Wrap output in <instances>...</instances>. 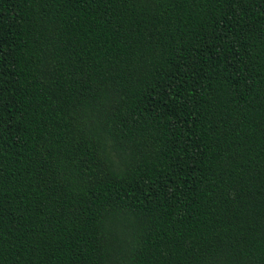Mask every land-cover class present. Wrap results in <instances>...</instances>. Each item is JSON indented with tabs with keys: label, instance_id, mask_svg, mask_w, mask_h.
<instances>
[{
	"label": "trees",
	"instance_id": "1",
	"mask_svg": "<svg viewBox=\"0 0 264 264\" xmlns=\"http://www.w3.org/2000/svg\"><path fill=\"white\" fill-rule=\"evenodd\" d=\"M0 264H264V0H0Z\"/></svg>",
	"mask_w": 264,
	"mask_h": 264
}]
</instances>
